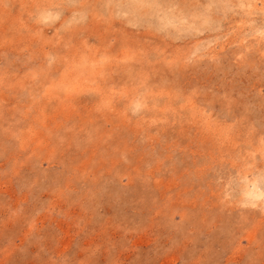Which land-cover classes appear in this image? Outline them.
<instances>
[{"label": "rangeland", "instance_id": "374dc122", "mask_svg": "<svg viewBox=\"0 0 264 264\" xmlns=\"http://www.w3.org/2000/svg\"><path fill=\"white\" fill-rule=\"evenodd\" d=\"M0 264H264V0H0Z\"/></svg>", "mask_w": 264, "mask_h": 264}]
</instances>
